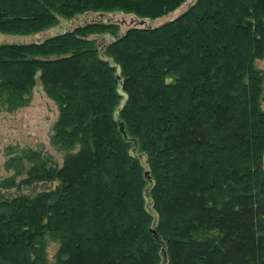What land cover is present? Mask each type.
<instances>
[{
    "label": "trees",
    "instance_id": "trees-1",
    "mask_svg": "<svg viewBox=\"0 0 264 264\" xmlns=\"http://www.w3.org/2000/svg\"><path fill=\"white\" fill-rule=\"evenodd\" d=\"M186 1L0 0V34L33 39L0 44V113L40 86L68 150L0 181V264H48L50 242L54 264H264V0L151 23ZM90 14L137 22L64 26Z\"/></svg>",
    "mask_w": 264,
    "mask_h": 264
},
{
    "label": "rangeland",
    "instance_id": "rangeland-1",
    "mask_svg": "<svg viewBox=\"0 0 264 264\" xmlns=\"http://www.w3.org/2000/svg\"><path fill=\"white\" fill-rule=\"evenodd\" d=\"M194 0H187L179 9L162 17L156 21H152L154 25L160 24L166 20L172 19L179 13L183 12ZM108 20L118 22L121 25V32H124L129 26L135 23L136 19L122 14L114 15H96L90 14L75 18L64 26L68 29L74 25L95 20ZM137 22V21H136ZM65 29V28H63ZM62 31V29L55 32ZM47 34H40L34 39H42ZM20 36H8L0 34L1 43H19V41H30ZM256 67L264 72V57L256 61ZM58 112L55 104L49 100L42 92L40 86L33 88L30 101L28 104L16 112L0 113V181L12 177L19 167V161L16 158L21 157L23 151L34 150L41 151L43 155L52 158L53 162L60 164L62 158L68 150L59 148L52 140L54 133V124L56 122ZM77 149V147H76ZM75 149V150H76ZM23 163L27 166L26 162ZM24 176H18L19 181ZM55 184H37L31 188L22 187L20 191L15 188L4 192L7 196H14L19 193L32 194L46 188H53ZM57 243L50 242L47 248L48 264H54V254L56 252Z\"/></svg>",
    "mask_w": 264,
    "mask_h": 264
},
{
    "label": "water",
    "instance_id": "water-1",
    "mask_svg": "<svg viewBox=\"0 0 264 264\" xmlns=\"http://www.w3.org/2000/svg\"><path fill=\"white\" fill-rule=\"evenodd\" d=\"M139 24H145V22H139ZM118 126H119V132H120L121 135L123 136L124 140H126V141H128V142H132V144H133V150H132V151L135 152V150H136V148H137V142H136V140L133 139V138H130V137L127 135V132H126V130H125V126H124V124H123L122 122H119ZM145 178H146L147 181H148V186H147V188H146V190H145V195H146V197H147V199H148V191L150 190V188H151L152 185H153V180L151 179V177H150V175H149V172H145ZM148 203H149V201H148Z\"/></svg>",
    "mask_w": 264,
    "mask_h": 264
}]
</instances>
